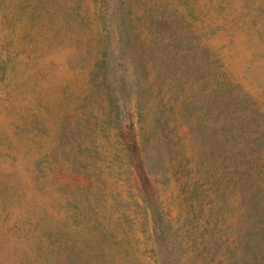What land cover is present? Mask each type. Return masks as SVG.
I'll return each mask as SVG.
<instances>
[{
    "label": "rangeland",
    "instance_id": "rangeland-1",
    "mask_svg": "<svg viewBox=\"0 0 264 264\" xmlns=\"http://www.w3.org/2000/svg\"><path fill=\"white\" fill-rule=\"evenodd\" d=\"M0 264H264V0H0Z\"/></svg>",
    "mask_w": 264,
    "mask_h": 264
}]
</instances>
